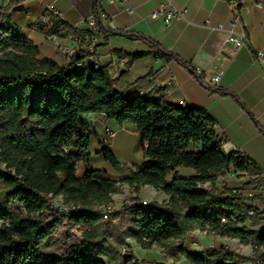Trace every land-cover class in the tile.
<instances>
[{
  "label": "trees",
  "instance_id": "1",
  "mask_svg": "<svg viewBox=\"0 0 264 264\" xmlns=\"http://www.w3.org/2000/svg\"><path fill=\"white\" fill-rule=\"evenodd\" d=\"M98 1L94 3L96 16ZM7 6L0 9V161L5 164L0 169V264H117L129 259L121 251L129 237L142 248L157 245L173 260L184 257L190 264H235L237 254L225 246L212 249L208 256L188 251L185 238L194 230H211L244 244L264 246V231L256 233L221 221L238 208L240 200L227 195L226 185L213 187L217 173L231 167L256 176L259 167L240 151H222L214 119L205 109L186 110L138 93L128 96L125 89L114 87L104 67L83 64L74 69L73 60L62 66L39 57L38 46L12 20L14 5ZM59 30L70 31V27L52 19L44 33L53 35ZM99 32L141 40L158 57L177 62L203 83L194 65L144 34L103 27ZM144 55L134 53L129 62ZM206 86L222 96H233L244 107L234 93ZM82 112H105L106 118L118 124H135L143 160L130 166L126 177L112 179L92 169L77 175V162L89 161L91 137L89 127L78 121ZM100 151L113 168L119 166L110 149ZM179 166L191 167L195 174L179 176ZM204 182L212 188L201 186ZM122 183L135 192L149 185L169 197L159 205L133 203L128 208L130 227L112 236L101 207L122 191ZM58 195L70 207L68 220L89 229L62 254L51 255L41 245L61 219L42 215Z\"/></svg>",
  "mask_w": 264,
  "mask_h": 264
},
{
  "label": "crops",
  "instance_id": "2",
  "mask_svg": "<svg viewBox=\"0 0 264 264\" xmlns=\"http://www.w3.org/2000/svg\"><path fill=\"white\" fill-rule=\"evenodd\" d=\"M162 2L163 0H127L124 3L109 4L107 0H99L96 3L98 16L94 13L95 0H31L24 6V10L10 11L13 22L38 46L39 57L53 59L63 66L72 60H80L79 56L84 55L83 60L95 55L114 79V87L125 89L128 96L143 89L162 104L170 102L186 110L191 107L205 109L214 119L222 151H240L259 167L258 175L264 178V133L259 131L252 119L254 117L264 128V69L253 57L254 49L264 50V0H172L177 9L186 10V15L174 18L169 23L164 21L163 14H154ZM256 2H260V6ZM48 3H52L61 13V17L55 19L67 27L86 29L88 20L94 17L100 27L107 31H131L152 38L194 65L202 73L203 83L198 82L177 62L158 57L155 50L141 40L121 35L105 36L96 31L89 40L77 43L57 34L46 35L31 29L30 25L46 13L45 5ZM126 6L132 10H126ZM0 9H8L5 0H0ZM236 10L240 16L236 30L247 34L250 47L235 49L226 42L228 23ZM206 19H209L212 26L222 24L224 28L211 29L205 25ZM65 45L71 48L70 57L62 51ZM140 52H145V55L129 62L132 54ZM72 68L78 67L73 65ZM206 85L234 93L244 107L233 96H222ZM78 121L89 127L91 137L89 161L81 163L77 175L81 176L86 170L92 169L97 171V175L112 179L126 177L128 170L120 177L110 175L114 168L104 159L97 136L102 133L105 125L110 128L124 127L131 124L130 121L118 124L113 119L106 118L102 112H82ZM131 126L136 131V126ZM180 167L176 168L177 175ZM171 176L172 174L169 179ZM243 180L244 177H239L230 184L227 179L223 182L230 187L242 188V192L251 197L254 192L245 186ZM216 183L222 182L216 180ZM164 198L163 195L162 200ZM201 236L194 233L187 238L195 237L199 241ZM218 242L224 246L230 241L222 237ZM133 246L134 260L137 264H146L142 261L147 259L138 252L143 248L140 245L137 248L136 241ZM152 247L158 248L157 245ZM185 248L190 251L186 244Z\"/></svg>",
  "mask_w": 264,
  "mask_h": 264
},
{
  "label": "rangeland",
  "instance_id": "3",
  "mask_svg": "<svg viewBox=\"0 0 264 264\" xmlns=\"http://www.w3.org/2000/svg\"><path fill=\"white\" fill-rule=\"evenodd\" d=\"M1 53L2 51H0V54ZM130 123L131 124H127L124 127H111V129L115 130V136L110 149L120 162L119 166L116 169L114 168V171L110 173L111 176L120 177L127 172L130 166L133 164H139L143 160L141 136L136 131H133L131 125L135 124L133 122ZM93 160H95V157ZM0 169H5V164L1 161ZM193 174H195V170L191 167L181 166L179 168V176L189 177ZM170 175L171 173L168 175L167 179H169ZM254 176L255 175L242 173L230 167V170H223L220 173H217V182H222L221 184L215 182V186H213L209 182H204L200 183V185L206 188H212L213 186L220 189L223 185L227 186L230 184L235 178L244 177L245 180L243 181H246ZM224 179H227L228 184L223 182ZM121 189L122 191L120 193L113 194L110 201L104 203L101 207L104 213H107V217L103 216V220L112 236L119 231L125 233L130 227V214L128 208L133 203H139L144 200L148 204L159 205L168 199L163 191L151 188V186L140 187L139 191L135 192L132 187L128 186L126 183H122ZM163 195L165 198L162 200ZM60 203H63L61 196L58 195L53 197L50 207L46 209L42 215L47 218L60 216L61 219L48 241L41 245V250L51 255L62 254L69 244L76 242L83 237V235H79L77 225L68 220V213L55 212V206ZM246 224L250 227L254 225L249 222H246ZM252 230L256 233L262 231L260 227H256L255 225L252 227ZM194 233L202 235L199 241H197L195 237H192L191 239L187 238V236ZM187 236L185 238V244L187 245V248L194 253L208 256L211 254L212 249H218L221 247L218 240L222 238V236L211 230H194L188 233ZM225 238H228L230 242L224 246L228 247L229 250L234 251L238 256L234 259L235 264H261L262 261L260 255L264 253V248L256 249L251 243L244 244L236 238ZM126 240L128 244L123 245L121 251L124 253V256H127L129 259H120L117 264H133L135 261V246H133L135 239L129 237L126 238ZM136 247L138 248L139 244ZM138 252L143 258L147 259V261H142L146 262V264H160L161 262L163 264H190L187 259L182 257H179L177 260L171 259L161 252L160 247L157 249L153 247L143 248L139 249Z\"/></svg>",
  "mask_w": 264,
  "mask_h": 264
},
{
  "label": "built area",
  "instance_id": "4",
  "mask_svg": "<svg viewBox=\"0 0 264 264\" xmlns=\"http://www.w3.org/2000/svg\"><path fill=\"white\" fill-rule=\"evenodd\" d=\"M31 0H5L7 5H16V4H23L24 6ZM127 0H107L109 4L115 2H126ZM237 5L239 2L236 3ZM257 6H260V2H256ZM126 10L131 11V7L126 6ZM45 14L40 17V19L30 25V28L36 31L44 32L50 25L51 20L55 18H60L61 13L59 10L55 8L52 3H48L45 5ZM163 14L164 21L169 23L174 18H183L186 15V10L177 9L174 5L172 0H163L159 9L154 14ZM205 25L210 27L211 29H223L224 26L222 24H217L212 26L210 24L209 19L205 20ZM240 23V16L239 12L236 10L233 12L232 17L229 20L228 27H227V37L226 42L232 45L233 48L238 49L240 47H250V40L247 34L244 31H237L236 26ZM100 25L97 20L92 17L88 20V25L86 29H78L77 26H70V31L59 30L57 35L62 37H66L69 40H74L77 43L85 40H89L92 36L93 32L99 31ZM66 56H71V48L65 45L62 49ZM254 59L261 65L262 69H264V50L262 49H254L253 51ZM83 64H89L93 68H100L102 67L100 59L95 55L87 56L83 60H78L75 62L74 65L77 67H81ZM137 93L141 96H146L149 100L155 99L153 95L148 93L147 91L140 89ZM102 114L106 117V113L102 112ZM115 136V131L108 127L107 125L104 126L103 131L101 134L97 136L98 143L100 148H111V144L113 138ZM219 143L221 144V140L219 138ZM81 161L77 162V171L80 168ZM245 186L254 194L251 197H248L242 192V188L240 187H228L227 195L235 196L240 200V205L238 208L227 214L221 218L223 223H228L232 226L241 227L245 226L249 229L255 225L256 227H260L262 231H264V178L260 175H256L251 179H248L244 182ZM141 204H148L146 201H142ZM70 208L65 203H60L55 206V212L58 213H69ZM104 217H107V213L104 214ZM246 222L250 224H254L252 227L248 226ZM88 227L84 225H77V230L79 235H84L88 231ZM256 249L264 248V246H254ZM264 254V253H262ZM261 254V255H262ZM261 264H264V256H261Z\"/></svg>",
  "mask_w": 264,
  "mask_h": 264
},
{
  "label": "water",
  "instance_id": "5",
  "mask_svg": "<svg viewBox=\"0 0 264 264\" xmlns=\"http://www.w3.org/2000/svg\"><path fill=\"white\" fill-rule=\"evenodd\" d=\"M12 11H22L24 10L23 4H16L11 8ZM160 264H163L162 262Z\"/></svg>",
  "mask_w": 264,
  "mask_h": 264
}]
</instances>
